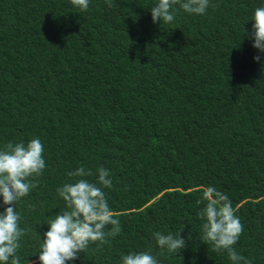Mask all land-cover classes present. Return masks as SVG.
<instances>
[{
    "label": "trees",
    "instance_id": "1",
    "mask_svg": "<svg viewBox=\"0 0 264 264\" xmlns=\"http://www.w3.org/2000/svg\"><path fill=\"white\" fill-rule=\"evenodd\" d=\"M156 3L0 0V148L39 137L46 161L16 205L21 264H39L46 223L66 207L56 189L81 166L112 174L104 191L121 232L68 264L149 249L159 264H231L200 241L206 186L237 209L236 250L264 264V54L255 61L245 36L264 0H210L204 15L177 5L161 24ZM182 229L191 239L179 255L156 244L155 232Z\"/></svg>",
    "mask_w": 264,
    "mask_h": 264
},
{
    "label": "clouds",
    "instance_id": "2",
    "mask_svg": "<svg viewBox=\"0 0 264 264\" xmlns=\"http://www.w3.org/2000/svg\"><path fill=\"white\" fill-rule=\"evenodd\" d=\"M70 2L81 11H86L90 4V0ZM105 2L108 7L113 6L112 0ZM177 5L188 14L204 15L210 0H157L149 9L152 22L172 23ZM251 21L252 31L249 33L244 29L245 36L253 41L252 47L258 52L253 59L259 62L261 54H264V6L254 10ZM44 151L39 137L27 143L9 142L0 148V198L4 206L0 212V264H21L17 253L28 229L20 226L22 217L16 205L38 187L39 178L46 168ZM67 175L74 179L56 189L66 207L46 223L48 230L41 237L39 264H68L78 259L91 244H97L99 249L109 243V238H115L121 232V222L116 218L104 191L113 187L110 171L99 167L93 173L81 166ZM93 175L95 180L87 178ZM201 191L202 196L196 201L198 205H204L198 213L203 221L200 241L210 244L214 252H226L231 264H253L250 258L234 247L244 231V225L232 200L214 186L202 187ZM182 231L176 234L155 232L153 236L159 248L179 255L187 240L191 239V235L182 238ZM120 264H159V261L149 249L122 255Z\"/></svg>",
    "mask_w": 264,
    "mask_h": 264
}]
</instances>
